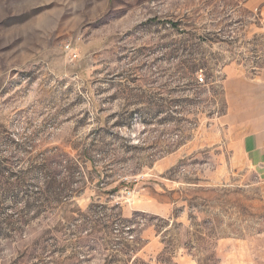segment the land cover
Returning a JSON list of instances; mask_svg holds the SVG:
<instances>
[{
  "label": "rangeland",
  "instance_id": "rangeland-1",
  "mask_svg": "<svg viewBox=\"0 0 264 264\" xmlns=\"http://www.w3.org/2000/svg\"><path fill=\"white\" fill-rule=\"evenodd\" d=\"M263 67L264 0H0V264H264Z\"/></svg>",
  "mask_w": 264,
  "mask_h": 264
},
{
  "label": "crops",
  "instance_id": "crops-1",
  "mask_svg": "<svg viewBox=\"0 0 264 264\" xmlns=\"http://www.w3.org/2000/svg\"><path fill=\"white\" fill-rule=\"evenodd\" d=\"M228 110L221 117L227 136L264 181V67L252 74L229 69Z\"/></svg>",
  "mask_w": 264,
  "mask_h": 264
},
{
  "label": "built area",
  "instance_id": "built-area-1",
  "mask_svg": "<svg viewBox=\"0 0 264 264\" xmlns=\"http://www.w3.org/2000/svg\"><path fill=\"white\" fill-rule=\"evenodd\" d=\"M200 80H201V81H204V76H201V77H200Z\"/></svg>",
  "mask_w": 264,
  "mask_h": 264
}]
</instances>
